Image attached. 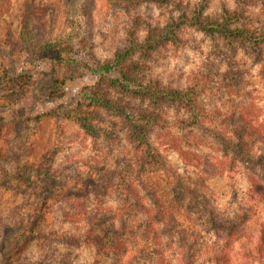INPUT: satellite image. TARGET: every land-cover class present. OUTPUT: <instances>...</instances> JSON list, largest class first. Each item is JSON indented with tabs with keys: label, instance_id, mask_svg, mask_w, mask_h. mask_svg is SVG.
Wrapping results in <instances>:
<instances>
[{
	"label": "rangeland",
	"instance_id": "obj_1",
	"mask_svg": "<svg viewBox=\"0 0 264 264\" xmlns=\"http://www.w3.org/2000/svg\"><path fill=\"white\" fill-rule=\"evenodd\" d=\"M176 1L184 10L200 0H171L169 10L155 2L129 10L107 0H36L46 39L76 49V62L70 66L46 61L33 67L11 51L8 35H19L23 0H14L0 14V174L7 173L0 177V264H264V249L258 248L264 247V202L252 195L249 176L254 173L218 137L231 136V117L240 114L259 138L256 149L264 157L261 63L245 50H239L233 66L215 61V70L220 66L226 73L232 66L240 73L205 79L209 85L223 79L233 88L211 87L200 95L206 110L200 125L181 122L190 114L183 104L137 96L136 85L127 81L102 87L109 92L102 93L105 102L113 99L131 108L149 142L161 151L156 169L182 175L183 183L197 190L199 196L191 202L200 215L190 211L191 220L173 197L175 180L167 183L150 166L137 176L139 150L130 142L127 126L115 110L100 104L101 96L91 93L98 90L99 75L87 70L80 57L112 58L135 17L165 23L171 12L181 13ZM236 1L209 0L206 13L215 15ZM252 11L264 17L261 5ZM146 30L142 25L137 37L143 38ZM177 31L183 43L165 41L149 56L138 57L146 66L138 77L145 88L154 83L185 88L198 74L206 77L210 38L186 24ZM112 75L121 78L116 70ZM222 159L225 165L214 171L209 160ZM124 166L135 198L120 214L123 222L114 218L118 238L113 248L107 239L101 249L109 223L101 229L97 218H112L123 205L117 181ZM256 176L264 184V169ZM209 203L222 218L220 233L210 222ZM167 206L179 219L169 213L163 221ZM233 226L247 231L236 240L229 237Z\"/></svg>",
	"mask_w": 264,
	"mask_h": 264
},
{
	"label": "trees",
	"instance_id": "obj_2",
	"mask_svg": "<svg viewBox=\"0 0 264 264\" xmlns=\"http://www.w3.org/2000/svg\"><path fill=\"white\" fill-rule=\"evenodd\" d=\"M14 0H0V14L7 13L10 9V5ZM109 4L116 5L121 4L128 7L129 10L134 6H137L144 2H155L161 6L167 7L169 10L171 0H107ZM262 0H237L233 7L223 5L221 10L213 15L206 13L209 6V0H200L192 9L187 7L183 10L182 3L176 1V7L181 11L179 15L169 14V18L165 23L160 21H152L144 18L143 16H137L134 18L133 25L128 29V37L124 44L120 45L114 56L110 59L100 61L98 58L90 57L81 59L85 60L86 63L83 65L90 72H94L99 75V79L96 82L98 90L91 91L92 95L96 94L101 96L102 100L100 104L104 108H110L115 110L116 115L122 118V121L128 128V137L130 142L133 144L139 154H137L134 164L137 166L138 177L146 166H150L157 173H161L162 180L170 182V180H175L171 184V190L173 191V197L180 204V206L185 212V216L191 220V212L194 215H200L193 211L191 198L198 197L199 194L197 190L192 187L186 186L183 183L182 175L176 174L172 171V175H166L164 172L157 170L159 159L163 156L161 151L154 145H152L144 130L140 127L139 122L136 119L135 113L131 112V108L125 106H119L113 99L107 100L105 102V96L102 93H109L106 89L102 87L106 84L111 85V88H116L124 81L130 84L136 85L134 94L142 97H162L172 103L183 104L190 112L189 117L181 122L187 125H200L202 119L206 116V110L203 108L200 102V95L208 91L209 88L214 89H232L231 84H227L223 79L213 81L211 85L205 83V79L209 78L210 75H228L240 73L233 69L232 66L236 64L235 56L238 54L239 50H245L249 53L255 60L262 64L261 73L264 76V17L252 11V6L261 5L264 9V1ZM178 5V6H177ZM191 9V10H190ZM190 10V11H189ZM21 28L19 35L14 37L11 32L9 34V41L7 42L11 47V51L20 56V58L25 59L33 67L46 61H53L59 63L60 65L70 66L76 62L77 53L76 49L72 44L64 42L62 40H47L45 32V21L43 20L40 12V8L37 5L36 0H23L22 2V13H21ZM186 24L190 27L203 32L206 36L210 38L211 49L210 57L208 60L209 68L206 73V77L198 74L193 80V83L185 88H170L169 86H161L160 84L154 83L149 85L148 88L144 87V84H140L138 77L145 71V64H140L139 56L143 54H148L152 50L157 49L159 46L165 44V41L174 43H183L180 38L177 29H180L181 25ZM145 25L147 26L146 35L139 39L135 31ZM150 54V53H149ZM148 54V56H149ZM215 61H222L220 64L225 63L232 65L231 68L226 70V73H222L220 66L217 70L214 68ZM77 65V64H76ZM31 66V67H32ZM34 69V68H33ZM32 69V71H33ZM117 71L121 78H117L112 75L113 71ZM138 75V76H137ZM30 76L23 75L22 79L25 82L29 80ZM13 92V91H12ZM3 103H6L5 101ZM95 117H98L95 116ZM85 127L91 129L86 123ZM231 136L227 137L222 134H218V137L222 143L228 147L231 145L233 147V152L235 157L242 162L245 166L249 167L250 170L255 174L249 176L251 180V191L253 192V197H259L261 201L264 202V184L256 176V173L260 169H264V157L262 154L257 152V142L258 137L255 138L254 131L250 125L241 118L239 114L237 117H231ZM181 151V150H179ZM184 153V151H183ZM209 164L212 165L214 171H217L219 167L225 165V161L222 159L218 162L210 161ZM128 166V165H127ZM127 166L119 172V178L117 182H120V187L118 191L121 192L122 198L124 200L123 205L118 208L114 213L112 218L110 216H101L97 221L100 222L99 226L101 229L105 227V233L100 238L101 249L107 247L106 240L112 239L111 249L117 240L116 235V223L114 218H121L122 222L124 219L120 216L123 212L127 211L131 207L132 199L135 198V193H132L129 189L126 177L129 176V172L126 169ZM160 171V172H159ZM6 172L0 174L3 177ZM1 179V178H0ZM108 186L103 190L106 191ZM127 191V192H126ZM183 191L189 193L191 196H184ZM132 193V194H131ZM175 193L177 196H175ZM130 203V205L128 204ZM140 204V200L136 205ZM207 209L209 215L211 216L210 222L215 225L217 233H220V227H223V221L220 216L214 213L212 203ZM134 206V207H136ZM132 210V208H131ZM140 210V209H139ZM134 211V208L132 212ZM191 211V212H190ZM163 221L166 219L167 214L172 215V219H179V217L170 212V208L164 207ZM102 215V214H101ZM200 217V216H199ZM124 218V217H123ZM131 226V225H130ZM247 228H231L229 237L237 238L241 237L242 234L246 233ZM264 233V229L261 230ZM116 235V236H115ZM264 236V235H263ZM264 240V239H263ZM231 246V241L227 244ZM225 245V247L227 246ZM261 248V245L258 247ZM116 252V250H115ZM122 252L118 255L121 256Z\"/></svg>",
	"mask_w": 264,
	"mask_h": 264
}]
</instances>
